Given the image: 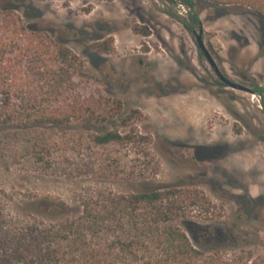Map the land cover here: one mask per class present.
Listing matches in <instances>:
<instances>
[{"label":"rangeland","instance_id":"1","mask_svg":"<svg viewBox=\"0 0 264 264\" xmlns=\"http://www.w3.org/2000/svg\"><path fill=\"white\" fill-rule=\"evenodd\" d=\"M11 1L79 56L73 79L101 108L98 125L145 139L99 147L93 131L66 130L49 149L48 166L31 161L29 143L2 139L0 198L7 207L16 211L35 195L73 203L89 188L129 193L139 182L196 188L209 205L199 202L195 214L219 217L243 233L238 248L264 256V109L250 91L220 85L194 36L165 13L185 9L166 0ZM200 18L221 72L249 90L253 81L264 86L258 21L210 10Z\"/></svg>","mask_w":264,"mask_h":264},{"label":"trees","instance_id":"2","mask_svg":"<svg viewBox=\"0 0 264 264\" xmlns=\"http://www.w3.org/2000/svg\"><path fill=\"white\" fill-rule=\"evenodd\" d=\"M166 1L185 9L165 13L191 34L201 27L204 10L253 16L264 57V0ZM80 66L53 28L33 22L11 0H0V140L29 143L31 161L48 166L49 149L66 130L93 131L91 142L99 147L145 139L98 125L101 108L78 92L73 79ZM250 86L264 109V86ZM258 138L264 142V130ZM137 187L129 193L89 188L73 203L35 195L20 200L16 211L0 198V264H264V256L238 248L240 230L219 217L195 214L199 202L209 205L196 188H152L148 182Z\"/></svg>","mask_w":264,"mask_h":264},{"label":"water","instance_id":"3","mask_svg":"<svg viewBox=\"0 0 264 264\" xmlns=\"http://www.w3.org/2000/svg\"><path fill=\"white\" fill-rule=\"evenodd\" d=\"M201 32H202V30H201V27H200L198 29V32L196 30H194L192 32V34H193V36L195 38V42H196V45H197L199 53L205 57L206 61L208 62L209 66L211 67V69L213 70L215 75L219 78V80L221 82L226 84V86H229V87H231L233 89L249 92L250 90L246 86L241 85L239 83L233 82L232 80H230L227 76H225L221 72V70L217 66L215 60L213 59V57L211 56V54L209 53V51L205 47V44H204V42L202 40Z\"/></svg>","mask_w":264,"mask_h":264}]
</instances>
